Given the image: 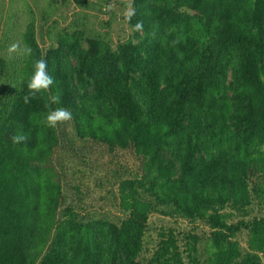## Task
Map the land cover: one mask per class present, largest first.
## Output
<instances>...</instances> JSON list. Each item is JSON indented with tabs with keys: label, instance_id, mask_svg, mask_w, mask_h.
Here are the masks:
<instances>
[{
	"label": "trees",
	"instance_id": "16d2710c",
	"mask_svg": "<svg viewBox=\"0 0 264 264\" xmlns=\"http://www.w3.org/2000/svg\"><path fill=\"white\" fill-rule=\"evenodd\" d=\"M101 1L129 2L126 36L93 32L83 14L44 48L29 21L18 38L32 54L0 59V264H264V0ZM40 58L56 83L26 105ZM55 94L72 119L52 129L41 120ZM75 139L136 157L113 171L118 214L85 209L79 184L65 192L57 150ZM153 213L207 229L181 245L161 226L150 247Z\"/></svg>",
	"mask_w": 264,
	"mask_h": 264
},
{
	"label": "rangeland",
	"instance_id": "374dc122",
	"mask_svg": "<svg viewBox=\"0 0 264 264\" xmlns=\"http://www.w3.org/2000/svg\"><path fill=\"white\" fill-rule=\"evenodd\" d=\"M62 1L61 6L55 10L50 7L51 0H0V59L3 58L9 63L16 55L18 56V54L9 56L8 48L13 43L21 45L18 35L29 21L34 22L36 38L44 48H47L52 41L49 36H52L53 30L66 25H78L72 20H79L83 14L87 17L88 29L93 30V32L109 29L113 41H116L119 35L126 36L129 31L125 21V13L130 10L128 1H124L126 4L121 5H115L110 1L106 5L101 0H88L90 2L88 7L79 6L73 0H67L65 4H63L64 0ZM48 5L49 8H47ZM107 8L116 10V15L112 18L109 28L100 26L98 21L99 18L104 17V10ZM53 21H56L54 26L52 25ZM49 29L51 31L48 35ZM4 74L5 70L0 74V85H6ZM65 128L69 131L72 130L68 124ZM62 147L57 150V153L60 154L59 159L61 158V164L64 167L62 177L66 186L65 192L74 197V189H70L69 185L79 184L82 192V204L79 203L85 209H94L97 215L112 216L115 213L118 214L112 204V192L116 191V186L112 184L113 171L130 170L136 167L138 161L133 153L127 150H117L113 154H108L104 151L106 150L105 147L100 144L84 145L76 139L74 143L65 144ZM255 211L256 206H254L253 212ZM161 226H174L179 233L181 245L185 240L184 234L188 233L189 230L201 233L202 229H207L205 226L189 222L187 219L170 218L153 213L150 215L149 230L145 236L150 247L155 243L157 232ZM239 238H241V243L245 244L244 234L240 235Z\"/></svg>",
	"mask_w": 264,
	"mask_h": 264
},
{
	"label": "clouds",
	"instance_id": "9594fccd",
	"mask_svg": "<svg viewBox=\"0 0 264 264\" xmlns=\"http://www.w3.org/2000/svg\"><path fill=\"white\" fill-rule=\"evenodd\" d=\"M135 15L134 10H129L125 13V19L129 22L132 17ZM143 28V22L138 21L134 29L140 31ZM155 32L152 33L154 37ZM9 56L13 54L30 56L32 54V49L29 46H21L18 43H13L8 48ZM55 79L48 72L47 60L40 58L34 61L33 71L30 77L26 81V93L22 97L24 104H29L33 99L37 98L38 94H44L49 91L51 87L55 85ZM61 103V97L59 94L51 95L48 97V101L45 104V107L49 109L44 118L41 120V123L48 128L55 129L59 125L65 124L66 122L72 119V112L66 107H56L52 108L51 105H59ZM29 137L26 134L17 133L11 136V140L14 144H19L26 142Z\"/></svg>",
	"mask_w": 264,
	"mask_h": 264
}]
</instances>
